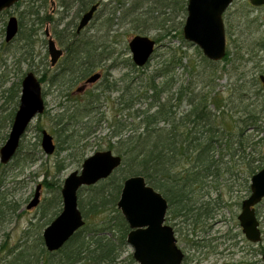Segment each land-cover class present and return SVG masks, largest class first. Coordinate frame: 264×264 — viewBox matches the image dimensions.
<instances>
[{
  "label": "rangeland",
  "instance_id": "obj_1",
  "mask_svg": "<svg viewBox=\"0 0 264 264\" xmlns=\"http://www.w3.org/2000/svg\"><path fill=\"white\" fill-rule=\"evenodd\" d=\"M117 2L106 0L105 3L109 5L102 4L99 7V20L93 18L83 31L84 36H91L98 44L108 37V42L114 48L115 58L104 62L99 70L103 74L102 78L88 85H85L84 80L70 90L63 84L51 85L40 79L43 91L46 92L43 95L45 112L30 123L20 141L17 154L8 165L1 162L0 154V264H6L11 258L10 253L17 248L37 252V264H49V260L53 264L58 263V253L53 254L48 250L42 253L45 248L44 230L63 208L62 201L60 204H51L57 186L59 185L60 193L64 179L74 170H81L86 157L97 151L111 149L117 140L113 136L116 127L117 130L122 128L121 125H113L117 119L123 122L128 115V110L121 111L118 104L121 91L123 90L126 97L130 96L129 93H141L142 88H137L141 80L154 74L155 70L163 65L168 66L169 75L174 79L173 91L180 85H190L196 94L203 91L208 95L207 102L211 110L217 113L219 121L224 122L229 129L236 128L239 122L242 123L241 119L249 109L261 111L264 107V88L260 82V76L264 74V51L252 45L264 40V6H254L250 0H234L224 13L226 47L227 52L229 51L226 60L211 64V59L205 57L199 46L184 39L186 11L184 16L177 17L175 21L181 28L180 32L176 30L170 33L173 21H169L170 24H165L168 33H160L157 29L142 33L155 40L158 39L157 36L164 35L157 43L148 63L144 67L136 68L132 66L129 42L140 33H135L134 25L126 22L114 25L115 31L109 27L111 21L107 19L110 6L117 5ZM22 3L21 6L15 4L0 12V112L8 113L18 108L11 100L9 88L18 82L21 87L23 77L28 72H34L39 78L45 74L48 77L59 72L62 66L51 65L46 29L58 47L65 52V47L53 34V28L59 23V30H63L67 24L73 25L80 18L75 8L65 11L60 0H23ZM36 9H40L41 16H46V19L36 36H33L31 23L35 16L29 14V11ZM13 15L23 21V26L17 37L7 42L6 24ZM28 35L32 37L33 42L27 43ZM246 42L252 46L251 54L245 53ZM244 53L245 56L241 57ZM114 60L117 65L113 66ZM108 84L116 85L121 91L102 93L100 100L93 105L92 117L82 119L79 126H73L76 131L74 147L60 150L59 146L65 134L61 135L58 131L56 123L60 119L56 117L57 114L61 115L64 108H71L77 101L84 102L92 92L100 94ZM181 103L180 110L187 111L189 102L183 100ZM127 121L132 122V118ZM10 129L11 127H8L6 131V138L0 140V149L7 141ZM43 129L53 135V141L56 143L55 152L51 155L42 148ZM262 129L261 132L255 129L247 131L246 137H251L247 139L250 143L246 149L248 157L241 158L239 164L235 163L237 166L231 163L233 174L225 172L219 178L210 177L204 183L203 189L199 187L193 191L191 198L196 206H201L202 212L210 209V214L203 217L204 222L196 227L195 239L202 241L203 246L197 249L193 245V237L189 234L193 232L192 226L189 222L180 223V218L174 219L173 213L168 209L166 221L174 226L179 247L189 256L190 264H249L261 260V254L253 255L252 247L255 244H250L245 238L238 214L241 212L242 202L251 193L248 159L256 157L264 163V128ZM128 131L126 129V132ZM89 132L91 134L87 135ZM39 185L41 200L36 207L29 209L27 205L34 198ZM87 194V190L83 189L79 198L86 199ZM257 215L260 227L264 230V200L257 204ZM262 245L264 246V240ZM133 251L134 248L129 244L123 249L121 264H138L132 255Z\"/></svg>",
  "mask_w": 264,
  "mask_h": 264
},
{
  "label": "trees",
  "instance_id": "obj_2",
  "mask_svg": "<svg viewBox=\"0 0 264 264\" xmlns=\"http://www.w3.org/2000/svg\"><path fill=\"white\" fill-rule=\"evenodd\" d=\"M105 1L60 0L65 11L75 8L79 17L98 2L100 6L109 5ZM22 2L23 0H20L15 4L21 6ZM187 3L188 0H119L117 5L110 6L107 20L111 21L109 27L112 31H115L114 25L126 22L134 25L135 33H147L153 29L166 33L165 24L173 21L171 23L173 29L170 33L176 30L180 32L181 28L175 21L177 17L185 15ZM40 12V9L29 11V14L35 16L31 23L33 36H36L46 19V16H41ZM99 13L100 11L94 16L96 20L100 18ZM19 25L18 34L22 30V20H19ZM77 26L78 22L73 25L67 24L63 30H59V23L54 26L53 34L59 38L66 50L58 61L62 66L59 72L48 77L46 74L43 75L40 77L43 82L57 86L63 84L70 90L89 78L91 74L99 72L104 62L115 58L114 48L108 42L109 38L106 35V40L98 44L91 36L89 38L84 36L85 29L77 33ZM30 35L32 36V33ZM30 35L27 36V43L33 42L31 39L33 36ZM163 35L156 37L157 43L161 41ZM253 44L260 51H264V40ZM244 45L247 48L245 53L251 54L252 46H249V42ZM245 53L241 57H244ZM228 56L229 51L224 60L228 59ZM114 61L113 66L117 65V61ZM209 62L217 63L213 60ZM132 66L138 67L135 62ZM169 74L168 66L163 65L162 68L155 70L154 74L141 80L137 87L142 88L141 93H129V97H126L123 90L121 91L116 85L108 84L103 87L100 94L92 92L84 102L77 101L71 108L62 109L61 115L57 114L56 117L60 119L56 123L59 127L58 131L61 135L65 134L59 149L68 150L72 149L76 142V131L73 126H79L82 119L92 117L93 105L100 100L102 93L120 90L122 92L118 103L121 106L120 110H128L127 119L123 122L117 119L113 125V127L117 125L122 127L118 130L116 127L113 136L117 140L111 146V149L122 157V165L110 177L96 185L80 188L78 192L80 195L83 189L88 193L86 199L81 197L78 201L86 223L63 248L51 252L59 254L57 264H121L120 258L123 249L128 245L130 227L117 207L118 199L125 179L138 174L143 175L148 184L163 193L169 202V209L174 219L180 218V223L189 222L193 231L189 233L193 237L191 240L193 245L196 248L203 246L202 241L195 239L196 227L204 222L203 217L210 214L208 211L210 209L202 212L201 206H196L191 198L192 193L199 187L203 189L204 183L210 177L219 178L225 172L233 174L231 163L239 164L241 158L248 157L246 149L250 143L247 139L251 137L247 138L246 134L249 129H255L257 132L263 130L264 107L261 111L249 109L244 113L242 123L239 122L236 128L229 129L224 122L219 121L217 113L211 110L207 102V94L203 91L196 94L190 85H180L173 91L175 82ZM20 88L19 82L9 88L11 100L16 106L20 103L22 90ZM44 92L43 95L46 94ZM183 100L189 102V108L185 112L180 110ZM262 102L264 103V98ZM17 109L8 113L0 112V140L6 138V131L12 126ZM128 118H132V122H126ZM126 129L129 131L126 132ZM89 134L91 133H87ZM247 164L251 177L264 167L261 159L256 157L248 159ZM118 172L120 175H116ZM58 189L59 185L51 199L53 205L62 201L61 191L59 193ZM110 208L112 210L108 211ZM262 232L264 233V230ZM262 241L258 245L250 242L254 245L253 255L264 253ZM47 250L46 247L43 248L42 253H46ZM10 255L11 258L6 264H37L39 260L37 252L33 253L28 249L17 248ZM131 261H133L132 256ZM260 261L249 264H264L262 259ZM48 262L53 264L50 260Z\"/></svg>",
  "mask_w": 264,
  "mask_h": 264
},
{
  "label": "water",
  "instance_id": "obj_3",
  "mask_svg": "<svg viewBox=\"0 0 264 264\" xmlns=\"http://www.w3.org/2000/svg\"><path fill=\"white\" fill-rule=\"evenodd\" d=\"M18 1L20 0H0V12L13 7ZM233 2L234 0H188L187 18L183 26L184 39L199 46L207 59L218 62L227 54L224 13ZM250 3L257 7L264 6V0H250ZM99 6V2L94 4L80 17L77 32L89 26ZM6 25V41L11 42L20 30L18 17L13 15ZM45 34L49 36L48 52L51 55V65L54 66L63 56L64 51L58 47L48 29ZM156 46L157 40L154 38L145 34L135 35L129 42L132 61L138 67H144L153 56ZM101 77L100 72L91 74L85 83L91 84ZM23 78L18 111L14 116L8 139L0 149L1 162L5 165L17 154L20 141L30 123L46 110L40 78L31 71ZM260 79L264 88V74ZM42 131L43 151L51 155L55 152L56 143L52 134L45 129ZM122 162V157L111 149L97 151L84 159L81 170H74L64 179L61 189L63 209L46 226L43 233L44 245L49 252L63 248L66 242L85 226L86 220L78 204L80 188L96 185L110 177ZM250 185L251 193L242 202V210L238 218L245 238L258 244L262 240V229L260 219L256 215V207L264 200V167L254 173ZM40 191L41 185L27 205L29 209L39 204ZM121 191L117 207L129 224L127 244L134 248L132 255L138 264H182L185 254L178 245L174 228L167 224L169 202L163 193L148 184L141 174L128 176ZM262 259L264 261V253Z\"/></svg>",
  "mask_w": 264,
  "mask_h": 264
},
{
  "label": "flooded vegetation",
  "instance_id": "obj_4",
  "mask_svg": "<svg viewBox=\"0 0 264 264\" xmlns=\"http://www.w3.org/2000/svg\"><path fill=\"white\" fill-rule=\"evenodd\" d=\"M95 14H96V13H95ZM94 16H95V15H94ZM93 18H94V17H93ZM79 19H80V18H79ZM78 25H79V20H78ZM87 27H88V26H87ZM77 28H78V26H77ZM85 28H86V27H85ZM85 28H84V29H85ZM84 29H82V30H84ZM82 30H80V31H82ZM76 31H77V29H76ZM80 31H78V32H80ZM78 32H77V33H78ZM47 36H48V35H47ZM51 36H52V35H51ZM48 37H49V36H48ZM47 41H48V40H47ZM63 56H64V54H63ZM63 56H62V57H63ZM62 57H61V58H62ZM61 58H60V59H61ZM60 59H59V60H60ZM57 64H58V63H57ZM55 65H56V64H55ZM101 74H102V72H101ZM102 76H103V74H102ZM101 78H102V77H101ZM99 80H100V79H99ZM99 80H98V81H99ZM85 82H86V80H85ZM96 82H97V81H96ZM260 82H261V85H262V87H263V83H262L261 79H260ZM92 83H94V82H92ZM85 85H88V84L85 83ZM82 89H83V88H82ZM82 89H81V91H82ZM19 147H20V146H19ZM18 150H19V149H18ZM18 150H17V152H18ZM17 152H16V153H17ZM14 157H15V156H14ZM14 157H13V158H14ZM11 161H12V160H11ZM241 205H242V204H241ZM62 209H63V208H62ZM241 210H242V209H241ZM61 211H62V210H61ZM256 215H257V207H256ZM57 216H58V215H57ZM57 216H56V217H57ZM257 217H258V215H257ZM166 218H167V217H166ZM52 221H53V220H52ZM52 221H51V222H52ZM51 222H50V223H51ZM172 227L174 228V226H172ZM261 229H262V227H261ZM174 231H175V228H174ZM175 232H176V231H175ZM176 233H177V232H176ZM262 235H263V232H262ZM176 237H177V234H176ZM262 239H263V238H262ZM177 240H178V239H177ZM261 241H262V240H261ZM261 241H260V242H261ZM260 242H259V243H260ZM259 243H258V244H259ZM258 244H255V245H258ZM178 245H179V244H178ZM197 249H198V248H197ZM181 250H182V249H181ZM182 251H183V250H182ZM184 254H185V256H184V259H183V261H182V264H190V263H189V256L186 254V252H184ZM262 255H263V254H261V259H262ZM262 261H263V259H262ZM263 263H264V261H263ZM241 264H242V263H241Z\"/></svg>",
  "mask_w": 264,
  "mask_h": 264
},
{
  "label": "bare ground",
  "instance_id": "obj_5",
  "mask_svg": "<svg viewBox=\"0 0 264 264\" xmlns=\"http://www.w3.org/2000/svg\"><path fill=\"white\" fill-rule=\"evenodd\" d=\"M99 8V7H98ZM99 10H97V12H98Z\"/></svg>",
  "mask_w": 264,
  "mask_h": 264
}]
</instances>
